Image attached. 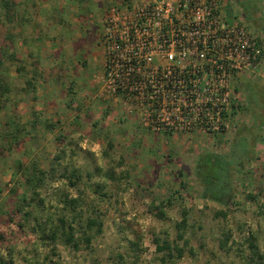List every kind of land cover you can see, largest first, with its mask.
I'll use <instances>...</instances> for the list:
<instances>
[{
    "label": "rangeland",
    "instance_id": "obj_1",
    "mask_svg": "<svg viewBox=\"0 0 264 264\" xmlns=\"http://www.w3.org/2000/svg\"><path fill=\"white\" fill-rule=\"evenodd\" d=\"M47 1L51 6L43 9L40 4ZM121 3L0 0V49L14 58L5 56L0 69V79L9 87L0 101V264H160L162 252L154 238L160 244L174 243L183 207L188 224L184 238L193 254L185 252L168 264L245 263L254 250L249 242L264 255V0H222L225 13L260 38L263 55L255 72L237 82L241 108L220 140L204 133L192 138L150 132L101 94V33L109 8ZM46 21L53 41L36 34L44 32L40 23ZM63 31L77 36L64 37ZM25 54L40 58L43 68L38 74H32L26 61L20 70ZM74 62L81 63L80 69ZM64 63L71 68L59 67ZM29 78H34L37 90L26 85ZM33 95L40 107L32 127L33 122L24 121V106L17 108V103L24 99L27 104ZM65 108L71 121L62 115ZM45 121L53 127H46ZM254 122L261 127L252 157L234 169L238 193L233 202L224 208L201 198L194 175L197 156L204 151L227 152L235 133ZM145 133L149 137H141ZM31 163L48 171L44 188L33 198L22 177ZM71 170L79 179L62 177ZM23 197L29 205L19 211ZM74 197L81 200L77 212L82 217L103 221L102 231L77 249L46 237L58 217L70 218L73 212L63 200ZM166 198H173V205L160 219L151 201ZM220 210L226 211L225 217ZM257 262L255 258L253 264Z\"/></svg>",
    "mask_w": 264,
    "mask_h": 264
},
{
    "label": "built area",
    "instance_id": "obj_2",
    "mask_svg": "<svg viewBox=\"0 0 264 264\" xmlns=\"http://www.w3.org/2000/svg\"><path fill=\"white\" fill-rule=\"evenodd\" d=\"M122 1L103 24L101 94L150 132L226 136L260 38L222 0Z\"/></svg>",
    "mask_w": 264,
    "mask_h": 264
},
{
    "label": "trees",
    "instance_id": "obj_3",
    "mask_svg": "<svg viewBox=\"0 0 264 264\" xmlns=\"http://www.w3.org/2000/svg\"><path fill=\"white\" fill-rule=\"evenodd\" d=\"M8 9V8H7ZM0 69L4 66L3 59L6 56L5 50L0 49ZM3 52V55H2ZM10 60L14 59L13 54H9ZM249 81H244L243 86L245 87ZM26 85L32 86V82L27 80ZM248 86V85H247ZM246 86V87H247ZM252 88V86H250ZM71 90V88L69 89ZM9 91L7 84L0 79V101L3 95ZM236 88V92H237ZM71 92V91H70ZM236 110L241 108L240 104L237 102L235 104ZM36 119H33L31 126L35 125ZM46 127H53L45 121ZM261 127V123H256L249 128H240L233 138L230 149L227 152H217V151H204L200 153L194 165V175L197 182L200 185V196L205 200H211L218 203L224 208L229 207L231 202L235 199L238 191L234 183V169L240 165L243 159H249L253 155L254 142L257 138L258 131ZM14 136V135H13ZM109 142V141H108ZM109 147L112 146L111 142L108 143ZM59 156H55L58 159ZM21 163H17L18 169L21 167ZM31 169H27V172H23V181L29 186V190L33 197L39 195V190L44 188L47 181L48 171L43 170L38 167L37 164L31 163L29 165ZM180 174V173H179ZM62 177L70 178L76 177L79 179L78 175L74 170H71L67 174H63ZM72 184V182H71ZM178 190H174L177 192ZM173 198H166L165 200L151 201V205L156 209V214L158 218L163 219L166 216L165 209L173 205ZM81 202L79 197L69 198L68 200H63L65 207L73 212L70 213V218L58 217L57 223L53 227L47 228L46 237L49 238L53 243L60 239L64 244L70 245L72 248L77 249L80 242H84L86 245L90 243L93 234H98L102 231L103 221L98 216H85L82 217L79 212H77V206ZM28 200L23 197L22 203L19 207V211L28 204ZM222 217L226 216V211L220 210ZM37 225L40 226L39 223ZM177 232L174 243L168 241H162L159 243L158 238H154L156 243V249L162 252L160 256V264H168L170 261L173 263L175 260L181 258L185 252L193 254L190 247H187V239L184 238V234L187 224V209L184 207L181 209V218L177 223ZM182 241V244H178L177 241ZM252 251V257L248 262L241 264H253L255 258L258 259L257 264H264V255L260 254L255 250V246L252 242H249ZM133 245H136L133 243ZM254 257V258H253Z\"/></svg>",
    "mask_w": 264,
    "mask_h": 264
},
{
    "label": "crops",
    "instance_id": "obj_4",
    "mask_svg": "<svg viewBox=\"0 0 264 264\" xmlns=\"http://www.w3.org/2000/svg\"><path fill=\"white\" fill-rule=\"evenodd\" d=\"M40 6L43 8V9H46V8H48V7H50L51 5H50V3H48V1L46 2V3H43L42 5L40 4ZM73 7V6H72ZM74 8V7H73ZM69 17L71 18V15H69ZM48 22V23H47ZM40 26H43L44 27V32L43 33H36L38 36H40V35H42V36H44V39H45V41H53V39L55 38V36H54V33H51L50 32V25H49V21H46V22H43V23H40ZM63 35H64V37H65V35H67L68 37H70V36H73V35H75V34H71V32H66V31H63ZM31 36L32 37H34V34H31ZM30 35H29V37H31ZM60 36H62V33L60 32ZM75 36H77V35H75ZM74 37V36H73ZM39 54V53H38ZM29 56H26V54H25V56H22L21 58H22V60L24 61L23 63H22V67H20V70H24V67H23V65L25 64V61L27 62V63H29L30 64V66H31V68H32V74L34 75L35 73L36 74H38L40 71H41V69L43 68V65H42V62L41 61H39V59L40 58H38V55H37V57L35 58V54H33V55H31V54H28ZM40 56V55H39ZM42 57H44L45 59H47L46 57H48V54H45V56H42ZM45 64H46V60H45ZM79 64H81V63H79ZM79 64H77V62L75 63H73L72 65L73 66H75V65H77V68L78 69H80V66H79ZM48 65V64H47ZM72 65H68V66H66L65 65V63L63 64V67L62 66H59V67H61L62 69H66L67 67L68 68H71V66ZM53 64L51 63L50 65H49V68H52L53 69ZM57 67V66H56ZM55 67V68H56ZM19 69V68H18ZM59 70V69H58ZM33 77V76H32ZM57 79V75L54 77V79ZM30 80L29 81H31L32 82V86L30 87V90L32 89V90H37V84L36 83H34L33 82V80H34V78H29ZM79 83H81V82H79ZM26 90V89H25ZM49 99V98H48ZM50 101V100H49ZM49 101H47L46 103H50ZM28 103L26 104L25 102H24V99H22V100H20V102H18L17 103V108L19 107V106H24L23 108H22V111L23 112H21L22 113V115H23V113H24V121L25 122H33V119H35L34 117H37V115H36V112L38 111V107H40L39 105L37 106V104H35L36 103V97L33 95L32 96V98H31V100L29 101H27ZM42 105V104H41ZM52 106H54V105H52ZM64 106L66 107V104H64ZM68 106V105H67ZM62 115L63 116H65L66 118L68 117V118H70V120L69 121H71V118H72V116H71V114H70V112L68 111V109L67 108H65V109H63L62 111ZM42 113H44V112H42ZM22 118H23V116H21ZM73 119V118H72ZM149 133H145V134H143V135H141V137H145V138H147V137H149V135H148ZM199 134V133H198ZM136 136L137 137H140V134L138 133V135L136 134ZM222 138L223 137H225V136H221ZM216 138V140H220V139H222V138ZM193 138V137H192Z\"/></svg>",
    "mask_w": 264,
    "mask_h": 264
}]
</instances>
